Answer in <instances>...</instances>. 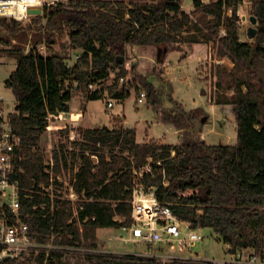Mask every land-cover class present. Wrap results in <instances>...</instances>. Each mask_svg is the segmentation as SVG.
Here are the masks:
<instances>
[{"label":"trees","instance_id":"trees-1","mask_svg":"<svg viewBox=\"0 0 264 264\" xmlns=\"http://www.w3.org/2000/svg\"><path fill=\"white\" fill-rule=\"evenodd\" d=\"M184 1L66 0L46 6L28 23L0 16V53L8 51L17 61L6 85L16 98L18 108L10 114V123L22 139L24 152L20 215L29 223L30 236L36 242L97 247L99 228L120 229L130 224L134 169L149 163L152 171L144 172L141 181L156 187L159 200L169 204L179 218L195 227L211 228L230 245L229 251H264V31L256 34L262 35L261 40L241 39L238 8L243 0H193L191 12L183 9ZM250 1L251 12L264 28V0ZM222 27L225 35L220 34ZM65 32L70 48L82 50L73 66H68L67 54L55 46ZM209 41L214 42L209 56L216 48L220 57L234 62L231 70L215 66L216 90L210 98L233 106L236 143L212 144L183 135L176 144L138 142L136 129L125 128L121 122L113 128L80 127L81 138L72 141L74 150L64 144L54 149L52 181L40 139L48 129L49 116L70 111L72 90L89 99L102 98L103 89H92L90 84H100L114 72L117 82L110 88L116 98L126 99L133 89H143L148 102L157 106L164 94L162 87L143 75L126 80L128 47L153 46L162 62L169 51L179 49L178 43ZM40 46H45L46 54ZM169 97L179 111H163L164 121L178 129L204 123V108L187 111L171 94ZM69 164L77 165L72 182L79 194L76 202L54 188L52 194L40 186L61 185L57 175ZM67 252L70 250L48 252L42 248L35 264H59ZM89 257V264H163L130 253ZM166 264L215 263L188 260Z\"/></svg>","mask_w":264,"mask_h":264},{"label":"rangeland","instance_id":"rangeland-1","mask_svg":"<svg viewBox=\"0 0 264 264\" xmlns=\"http://www.w3.org/2000/svg\"><path fill=\"white\" fill-rule=\"evenodd\" d=\"M66 1V0H60ZM208 1V0H204ZM59 2V1H57ZM252 2L250 0H243L239 5L238 13L241 16H246L247 21L241 23L240 36L242 40H249L248 28L252 25L249 17L254 15L252 11ZM185 11L191 12L194 9L193 0H185L182 5ZM232 11L228 9L229 14ZM240 16V15H239ZM26 21L23 23H28ZM203 22V20H202ZM204 23V22H203ZM260 26L263 28L262 22L255 24L253 26ZM223 28V27H222ZM223 29L226 30L224 27ZM259 31H257L258 33ZM256 40L263 39L261 34L255 35ZM251 38V39H253ZM207 48L210 50V46L214 44L213 41L206 42ZM179 49L171 50L167 53L164 60L159 62L156 55L147 54L141 49L139 52L137 50H128L125 66L128 68L129 74L127 75L126 80H131L135 75L146 76L148 80L152 81L155 86L162 87L163 96L161 97V102L159 105H152L147 100L146 90L133 89L131 95L126 98L124 101L114 100L116 98L114 92L111 91V86L114 85L117 81L115 78L114 72H112L111 77L108 80L102 81V83L94 84V87L103 89L102 92L104 97L98 99L89 100L88 95L72 90L73 97L71 99V104L74 107L78 108V114L80 118L84 113L83 123L91 127H103V126H114L120 124L122 121L121 116H126L125 125L128 127H134L137 131V137L139 139H144L147 134L150 137L159 138L165 141L166 143H178L180 141V136L178 131L173 124L165 123L159 118L158 109L160 106H171L174 103L170 100L169 95L171 94L175 99L182 102L184 107L187 108H196L202 107L209 114H206V119L204 120L205 128L204 132L201 133L198 125L200 122L197 121L195 128L184 129L183 136L187 139H203V136H207L208 143H229L237 141V122L236 114L233 111V106L230 104H216L213 99L210 98V95L215 94L216 85L215 81L217 80L216 74V65L220 64L231 70L234 66L232 62L227 57H220L217 54L216 48L211 50V56H208L204 61H201V64L198 68L199 73L197 72L198 60L195 59H186L183 57L191 52L193 44L190 43H178ZM56 49L59 52L67 54L68 58L66 62L68 64H73L76 62V56L82 53L80 48L71 49L69 43L68 32L63 33L58 37L57 43L55 44ZM175 47H177L175 45ZM5 48H11L6 46ZM40 51L44 54L47 53L45 46H40ZM146 50V49H144ZM180 51V52H179ZM155 55V56H153ZM141 56H144V62L142 61ZM170 62V69L167 71V63ZM163 62L166 63L163 65ZM135 65V67H133ZM17 67V61L15 56L10 52L0 53V99L4 101L6 110L8 113H13L16 111V98L12 89L6 85V80L10 77V74ZM172 83V88L164 84L168 83L166 79L167 75ZM262 74H264V66L262 67ZM164 76V77H163ZM164 79V83L160 80ZM259 79V78H257ZM166 80V81H165ZM122 80H119L118 86H122ZM205 89L206 94H202V91ZM145 91V102L137 103L138 98L141 96V92ZM227 93V92H226ZM228 94V93H227ZM229 94H232V90L229 91ZM228 94V95H229ZM111 99L115 101L114 107L109 109L107 108V100ZM178 101V102H179ZM139 102V101H138ZM170 107L163 108V111H168ZM114 114L119 115L115 117L114 120L109 118V115ZM66 115L63 114L64 118L52 116L49 121V126L47 131L41 136L40 139V150L44 153L46 161L51 160L50 162L55 163L53 159L54 149L58 148L61 144H64L66 148L74 150L73 139L70 137V131L74 133L79 132V128L82 127L80 123H74L70 125L65 123ZM69 117V116H68ZM66 127H63L64 125ZM78 124V125H77ZM63 125V126H62ZM81 138V135H80ZM79 138V139H80ZM93 158V157H92ZM94 160H97L96 158ZM54 166V165H53ZM77 171V165L71 166L64 170L62 174H58L60 182L62 183L59 186L54 187L49 186L47 188L50 193H53V188L56 193H61L62 196L68 199L67 194L72 190V182L75 179V174ZM55 174V173H54ZM60 190V191H59ZM79 198L75 199V202ZM200 233L203 235V240L196 243L194 246V251L199 253L202 258H215V259H224L227 256L225 243L221 238L209 227L201 228ZM98 248H106L112 252H121V253H130L137 254L148 250V248L142 244H136L131 241L125 242L120 239L122 231L113 227H103L98 230ZM54 243V241H50ZM86 247V246H81ZM80 250V249H77ZM167 252H172L167 250ZM37 250H33L29 255L22 259L26 264H35L37 260ZM90 255L85 254L82 251H70L65 253L62 261L59 264H69V263H78V264H89Z\"/></svg>","mask_w":264,"mask_h":264},{"label":"built area","instance_id":"built-area-1","mask_svg":"<svg viewBox=\"0 0 264 264\" xmlns=\"http://www.w3.org/2000/svg\"><path fill=\"white\" fill-rule=\"evenodd\" d=\"M57 1L60 0H42L40 4H30L26 0H15L14 3L13 0H0V16H10L15 19L20 16L21 18L17 20L30 21L34 16L42 14L46 6L55 4ZM21 5L24 8L23 12L20 11ZM32 7H40L42 12L40 14L30 13L29 10ZM239 15L241 25L247 21V17L241 16L240 13ZM223 28L220 31L221 35L226 34V30ZM78 57L79 54L76 59ZM68 66H73V64H68ZM121 80L123 81L124 78L122 77ZM75 86L76 83H73V87ZM90 88L95 89L94 84H90ZM145 96V91H142L138 101L143 102ZM108 106H113V102L109 101ZM63 113L49 116L48 121L52 116L64 118ZM10 114L6 110L4 101L0 99V264H17L15 260H22L31 251H40L42 248H46L48 252L54 249H65L82 251L88 255L112 252L106 248H98V246H64L52 242L43 244L31 238L29 223L23 220L20 215L24 197L20 180V173L24 172L21 166V162L24 160L23 143L21 137L14 132L11 126ZM70 137L73 140L79 139L80 133L72 131ZM92 157V159H97L96 154H93ZM50 161H45V163L48 165L47 171L50 172L52 181H54V164ZM94 161L97 162V160ZM157 163L161 164L160 161ZM134 171L136 176L133 186L132 220L130 224L121 226L120 239L125 242L142 244L148 248V250L135 255L155 258L163 264L188 260H202L215 264H264V251L261 253L251 249L229 251V244H225L228 257L219 260L202 258L199 253L194 251L196 243L204 238L200 233L202 227H195L190 221L179 218L169 204L159 200L156 187L147 186L141 181L144 172L152 171V166L149 163L135 168ZM57 178L61 179L58 175ZM52 185L53 183L50 186ZM40 186L46 190L48 188L45 184ZM67 197L73 202L79 198V194L73 186ZM74 211L77 213L76 208ZM167 250L172 252H167Z\"/></svg>","mask_w":264,"mask_h":264},{"label":"crops","instance_id":"crops-1","mask_svg":"<svg viewBox=\"0 0 264 264\" xmlns=\"http://www.w3.org/2000/svg\"><path fill=\"white\" fill-rule=\"evenodd\" d=\"M187 12H189V11H187ZM260 22H261V20H260ZM259 24V23H258ZM259 26V25H258ZM257 26V27H258ZM257 34V33H256ZM252 39H251V37L249 38V40L248 41H251ZM185 43H189V42H185ZM205 44H207L206 42H197V43H193V47H192V50H191V52L190 53H188L186 56H184L183 57V59L184 58H186V59H195V58H197V60H198V65H197V72L199 73V71H198V68H199V66H200V64H201V61H204L208 56H209V49L207 48V46L205 45ZM137 50L138 52L141 50V49H143V52H145V53H149L150 55L151 54H154L155 53V55H156V52H157V49L155 48V47H153V46H129L128 47V50L130 51V50ZM144 49H146V50H144ZM176 50V49H175ZM180 52V51H179ZM155 55H153V56H155ZM144 56H141L140 58H142V61L144 62V58H143ZM168 61V60H167ZM160 62V61H159ZM164 64H166V63H164L163 62V65ZM170 62L168 61V63H167V71L170 69ZM167 71H166V74L165 75H167V77H166V79L168 80V83L167 82H165L164 83V79H161L160 81L161 82H163L166 86H167V88L169 87V85H170V87L172 88V90H173V87H172V83H171V81H170V79H169V77H168V74H167ZM164 77V76H163ZM166 81V80H165ZM169 84V85H168ZM202 94H206V92L205 93H203L202 92ZM104 95H106V94H103V97H104ZM89 100H92V99H89ZM114 100L116 101V100H120V101H124V100H126V99H119V98H114ZM177 100V99H176ZM109 101H112L111 99H109V100H107V108H109V109H111V108H113L114 107V104H115V101H112L113 102V106H108V103H109ZM179 101V100H178ZM143 102H145V100L143 101ZM180 102V101H179ZM215 102V101H214ZM71 103V102H70ZM137 103H142V102H138V100H137ZM182 103V102H181ZM183 104V103H182ZM217 104V103H216ZM184 105V104H183ZM220 105H222V104H220ZM185 106V105H184ZM183 106V107H184ZM165 107H170V109L168 110V111H170V112H177V111H179V109L175 106V104H173V105H171V106H160L159 107V109H158V113H159V118H160V120H162L163 122H165V123H170V122H167V121H164V119L162 118V113H163V108H165ZM184 109L185 110H190V108H187V107H184ZM78 108L77 107H74L72 104H71V109H70V111H68V112H64L63 114H67L66 115V121H65V123H69L70 125H72L73 126V124L74 123H80V125L83 127V128H95V127H91V126H87V125H85L84 123H83V118H84V113L82 114V117L80 118V115L81 114H78ZM167 111V110H166ZM205 112H206V114L208 115L209 113L205 110ZM110 114V113H109ZM120 115V114H119ZM119 115H116V114H114L113 116H112V114H110L109 115V118H111V119H113L114 120V118L115 117H119ZM69 116V117H68ZM121 116V115H120ZM122 117V121H121V125H123L125 128H134V127H128V126H126L125 125V118H126V116L124 115V116H121ZM170 124H172V123H170ZM205 124H207V123H200V125H198V127H199V129H201V133H203L204 132V128H205ZM74 125H76V124H74ZM78 125V124H77ZM63 126V125H62ZM67 125L65 124L63 127H66ZM109 128H113L114 127V124L112 125V126H108ZM175 127V126H174ZM176 128V127H175ZM236 128H237V126H236ZM184 129H186V128H184ZM183 128L182 129H178V128H176V130L178 131V134H179V136L181 137L184 133H183V130H184ZM72 130L73 129H71V131L70 132H72ZM205 133V132H204ZM203 139H205L206 141H208L207 140V136H206V134H205V136H203ZM151 140H154V141H157V142H161V143H164V144H176V143H166L165 141H163L162 139H159V138H154V137H150V135H148L147 134V136L144 138V139H139L138 137H137V141L138 142H149V141H151ZM227 143V142H226ZM230 144H234L235 142L234 141H232V142H229ZM213 144V143H212ZM99 229H101V228H99ZM98 229V230H99ZM99 236V235H98Z\"/></svg>","mask_w":264,"mask_h":264},{"label":"water","instance_id":"water-1","mask_svg":"<svg viewBox=\"0 0 264 264\" xmlns=\"http://www.w3.org/2000/svg\"><path fill=\"white\" fill-rule=\"evenodd\" d=\"M29 12L32 14H40L42 12V8L32 7V8H30ZM249 19H250L252 25L249 26V28H248V35H249V37L253 38V37H255L257 31H264V28H262L260 26H258V27L253 26L257 23H260V19H258L257 16L252 15L249 17ZM121 60H123V58H121ZM202 92L205 93L206 92L205 89ZM16 108H18V106H16Z\"/></svg>","mask_w":264,"mask_h":264},{"label":"clouds","instance_id":"clouds-1","mask_svg":"<svg viewBox=\"0 0 264 264\" xmlns=\"http://www.w3.org/2000/svg\"><path fill=\"white\" fill-rule=\"evenodd\" d=\"M14 2H15V0H13V3ZM26 2L30 3V4H40L42 2V0H26ZM20 11L21 12L24 11L23 5H21ZM20 18H21L20 16H17V19H20Z\"/></svg>","mask_w":264,"mask_h":264}]
</instances>
